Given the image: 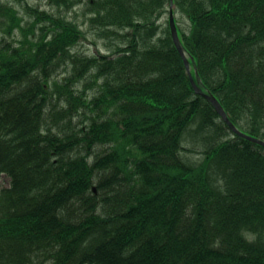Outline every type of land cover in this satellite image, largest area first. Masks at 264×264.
<instances>
[{
    "label": "trees",
    "instance_id": "1",
    "mask_svg": "<svg viewBox=\"0 0 264 264\" xmlns=\"http://www.w3.org/2000/svg\"><path fill=\"white\" fill-rule=\"evenodd\" d=\"M82 1L0 0V264H264V145L201 94L264 141V0H174L201 93L170 0Z\"/></svg>",
    "mask_w": 264,
    "mask_h": 264
},
{
    "label": "rangeland",
    "instance_id": "2",
    "mask_svg": "<svg viewBox=\"0 0 264 264\" xmlns=\"http://www.w3.org/2000/svg\"><path fill=\"white\" fill-rule=\"evenodd\" d=\"M33 5L40 6L44 9L48 8V10L58 11L61 14H65L70 17L72 20L76 21L78 24L82 25V28L87 30L89 29V22L87 16L83 15L82 10L78 9L79 0H71L74 1V5H65L60 3L57 5L52 0H26ZM20 9V8H19ZM180 25L184 27V24L188 25V21L186 18H181L178 15ZM169 20V8L167 10V14L163 19V25L167 26V21ZM92 36L89 35V38L83 41L79 46L78 50L80 52H96L95 46L92 44ZM213 141L212 132L208 128H200L199 122L193 123L188 130L186 131L183 138V151L182 156L188 162H194L195 164L201 163L206 156V152L211 147ZM5 176L0 180V187L8 186L9 179Z\"/></svg>",
    "mask_w": 264,
    "mask_h": 264
},
{
    "label": "water",
    "instance_id": "3",
    "mask_svg": "<svg viewBox=\"0 0 264 264\" xmlns=\"http://www.w3.org/2000/svg\"><path fill=\"white\" fill-rule=\"evenodd\" d=\"M171 1V9H170V26H171V32H172V36H173V40H174V43L180 53V55L182 56V58L184 59L185 61V64L187 66V69L189 71V74H190V67H189V62L186 58V54L184 52V49L180 43V40H179V35H178V31H177V26H176V23H175V19H174V14H173V0H170ZM190 77H191V81H192V84L195 88V90L198 92V93H201V89L198 88V86H196V84L194 83V80L190 74ZM202 94V93H201ZM204 95V94H203ZM212 104L213 106L215 107L216 111L219 113V115L222 117V119L229 125V127L239 136H242L248 140H251V141H255V142H258V143H261L264 145V142H261L260 140L258 139H255L253 137H250L242 132H240L236 126L230 121L228 115L226 114L224 108L222 107V105L220 104V102L218 101L217 98H215L213 95L211 94H205L204 95Z\"/></svg>",
    "mask_w": 264,
    "mask_h": 264
}]
</instances>
